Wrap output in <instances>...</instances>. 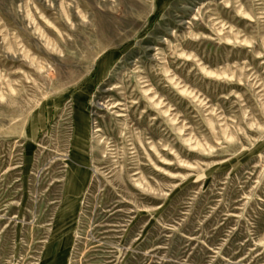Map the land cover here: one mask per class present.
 I'll return each instance as SVG.
<instances>
[{"label":"rangeland","instance_id":"374dc122","mask_svg":"<svg viewBox=\"0 0 264 264\" xmlns=\"http://www.w3.org/2000/svg\"><path fill=\"white\" fill-rule=\"evenodd\" d=\"M0 264H264V0H0Z\"/></svg>","mask_w":264,"mask_h":264}]
</instances>
